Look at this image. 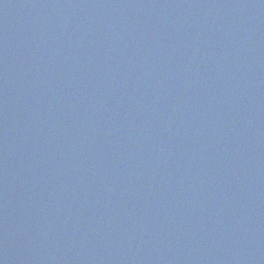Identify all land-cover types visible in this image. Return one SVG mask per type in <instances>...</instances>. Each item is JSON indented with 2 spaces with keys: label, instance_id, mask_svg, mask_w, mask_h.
<instances>
[{
  "label": "water",
  "instance_id": "95a60500",
  "mask_svg": "<svg viewBox=\"0 0 264 264\" xmlns=\"http://www.w3.org/2000/svg\"><path fill=\"white\" fill-rule=\"evenodd\" d=\"M0 264H264V0H0Z\"/></svg>",
  "mask_w": 264,
  "mask_h": 264
}]
</instances>
